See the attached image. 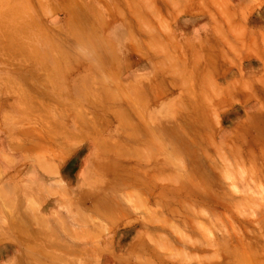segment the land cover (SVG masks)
Instances as JSON below:
<instances>
[{
    "label": "rangeland",
    "instance_id": "rangeland-1",
    "mask_svg": "<svg viewBox=\"0 0 264 264\" xmlns=\"http://www.w3.org/2000/svg\"><path fill=\"white\" fill-rule=\"evenodd\" d=\"M227 2L224 6L221 0L214 17L219 40L214 41L220 45L210 38L206 50L214 63L202 67L215 79L199 82V96H185L183 113L165 121L172 136L161 148L152 146L156 160L144 165L123 162L114 127L116 118L122 120V107L118 117L110 91L102 103L95 99L97 91L88 96V120L100 129L93 131L95 141L78 154L95 155L93 181L60 207L55 227L44 215L48 209L39 211L50 193L22 177L31 167L50 169L49 163L30 160L58 149L47 143L53 131L43 125L55 119L65 125L69 108H83L71 87L74 77L84 73L76 62L84 50L69 46L68 34L54 26L57 18H28L26 24L25 18H0V81L7 79L0 83V110L5 111L0 112V143L7 134L13 152L23 155V160L14 157L0 163V264H264V67L245 70L250 61L264 63V0ZM225 9H232L231 19ZM225 25L230 32L223 30ZM23 29L36 30L44 42L57 47L28 51L27 57L36 63L16 64ZM229 39L227 50L223 45ZM245 48L253 57L241 67ZM6 60L12 65L4 64ZM108 73L113 75L114 67ZM21 76H26L22 84L30 93L39 87L38 97L28 95L21 102ZM227 95L232 99L229 106ZM37 101L42 105L36 109ZM21 103L28 113L19 112ZM99 108L102 114L94 112ZM56 133L62 141L68 131ZM164 154L171 160L166 176L157 177L154 173L164 171L159 162ZM73 164L79 170L85 163ZM8 184H22L29 193L23 194L24 202H32L23 210L28 209V235L36 240L24 243L21 256L2 240L4 212L23 207L18 188L7 200Z\"/></svg>",
    "mask_w": 264,
    "mask_h": 264
},
{
    "label": "crops",
    "instance_id": "crops-1",
    "mask_svg": "<svg viewBox=\"0 0 264 264\" xmlns=\"http://www.w3.org/2000/svg\"><path fill=\"white\" fill-rule=\"evenodd\" d=\"M222 1L224 6H228L227 0ZM220 2L221 0H0V18H25L24 24L28 18H57L54 26L68 34L69 46L84 50L83 58L76 61L83 65L84 73L74 77L75 84L71 87L79 102H83V108H69V121L65 125L56 119L49 126L43 125V128L53 131L52 139L47 143L57 145L58 149L56 153L39 154L30 160L49 163L50 169L31 167L22 177L25 182L36 183L40 190L46 188L50 193L43 198L39 211L43 213L48 209L44 215L49 218L48 222H51L52 227L56 225L54 219L60 213V207L69 205L70 196L81 193L93 181L90 167L95 155L78 154L85 145L95 141L96 134L93 131L100 129L88 120L87 115H90L92 109L85 105L88 96L97 91L95 99L100 103L103 102L102 98H107V91L115 96L117 116L123 114L122 120L116 118L114 126L117 133L116 146L117 150L123 151V162L144 165L156 160L155 154H150V150L153 147L157 149V146L161 148L172 136L166 131L168 127L165 121L174 113H183L182 101L185 96H199L202 90L199 82H211L215 79L203 73L202 67L214 63V57L210 59L206 50L212 43L210 38L219 41L215 36L214 17L220 12ZM222 12L232 18V9ZM223 30L228 33L230 27L225 25ZM22 31L16 47L20 57L16 64L36 63L35 58L27 57L28 51L47 52L57 47L55 43L44 42L36 30L29 33L26 29ZM214 42L220 45V42ZM230 45L229 39L223 46L229 50ZM227 54L229 56L230 52ZM241 54L244 58L242 67L253 56L247 48ZM4 64L12 65V61L6 60ZM109 67H114L113 75L108 73ZM198 67L200 72L196 73ZM252 67L261 71L264 63L250 61L245 67L247 73ZM232 70V67L229 68L228 73ZM23 77L26 76L19 79L21 102L28 95L38 97L39 92V87L35 85L33 93H30L27 85L22 84L27 80ZM229 79L234 81L233 77ZM5 81L7 79L0 83ZM158 98L159 105L156 106ZM231 100L227 95V106L232 103ZM41 105L37 101L36 109ZM119 105L122 107L121 113ZM173 106L177 109L174 110ZM0 112L5 113L4 110ZM19 112L23 114L29 110L25 111L21 103ZM94 112L102 114V108ZM56 113L60 114V111ZM62 129L68 133L61 141L56 132ZM1 131L2 126L0 134ZM6 135L0 143V163L6 164L14 157L23 160V155L13 152V145ZM170 160L164 154L159 159L160 164L164 165V171L154 175L165 177L166 165ZM75 162L85 164H81L78 170L76 164H73ZM17 188L22 194L19 198L23 207L20 206L19 211L11 209V212H4L2 240L6 246L15 249L17 256H21L24 243L36 239L28 235V219L25 218L28 216V209L23 208L32 202L29 203L28 199L25 201L27 204L24 202L23 194L29 193L24 191L22 184L19 187L7 186V200L13 199Z\"/></svg>",
    "mask_w": 264,
    "mask_h": 264
}]
</instances>
